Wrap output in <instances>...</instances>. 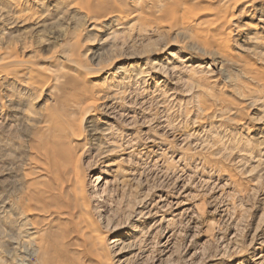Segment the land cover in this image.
Instances as JSON below:
<instances>
[{
    "label": "rangeland",
    "instance_id": "rangeland-1",
    "mask_svg": "<svg viewBox=\"0 0 264 264\" xmlns=\"http://www.w3.org/2000/svg\"><path fill=\"white\" fill-rule=\"evenodd\" d=\"M156 1L128 0L127 7L140 10ZM219 1L196 2L197 24L187 26L212 54L175 37L167 24L134 14L99 32L104 48L87 63L90 71L105 66L94 80L101 90L89 116L97 130L87 132L86 148L71 163L79 162L84 174L90 222L73 228L67 218H48L42 225L54 226V235L66 226L49 244L62 247L57 253L67 264H90L88 236L100 234L110 264H264V0L245 12L250 0L230 2L231 9ZM26 4L46 25L24 28L30 23L20 24L0 0V53L51 69L58 60L47 58L63 49L79 13L57 20L61 9L53 0ZM226 56L233 64L221 62ZM16 78L0 77V137L13 135L18 157L28 137H20L23 127L7 114V95L21 89ZM46 98L32 95L18 116L44 112ZM21 160L14 158L11 168L0 162V192L22 176L23 182L39 179ZM69 168L64 180L73 177ZM67 183L59 200L70 204L67 212L85 213L71 209L81 201ZM113 236L125 247L114 245ZM17 248L12 238L0 237V264H17L6 252L18 255Z\"/></svg>",
    "mask_w": 264,
    "mask_h": 264
},
{
    "label": "bare ground",
    "instance_id": "bare-ground-1",
    "mask_svg": "<svg viewBox=\"0 0 264 264\" xmlns=\"http://www.w3.org/2000/svg\"><path fill=\"white\" fill-rule=\"evenodd\" d=\"M4 1L7 9L13 10L16 14L15 19H19L20 24L30 23L24 28L32 29L46 25V22L41 24V18L38 19L39 15L27 6V0ZM53 1L57 4V8L60 6L61 9L56 14L57 20L72 15L74 12L79 13L73 31L69 30V35L65 37L63 49H54V52L49 54L50 56L47 58L50 63L58 60L57 66L50 64L51 69L48 67L49 69L46 70L41 67H44L45 63L40 64L36 61L37 63L27 64V62L23 63L24 60H22L23 62L19 61L13 52L0 53V77L6 78L11 75L14 80H17L16 77L21 78V92L13 91L7 95L10 102L7 114L19 122V127H23L17 129L20 137H28L25 145L19 146L18 157L14 152L13 135L8 134L7 139L0 137V153L6 147L8 150L5 151L6 159L3 160L0 156V162H5L11 168L14 164V158L20 160L22 157L21 162L32 168V171L29 172L39 176L38 180L29 179L26 182H23L24 176H22L20 177L21 182L11 184V187L5 192H0V237L12 238L18 245V255H11L10 250L6 252L9 256H14L13 259L19 264H67L66 260L57 253L62 247L58 246L57 242L56 247L49 244L50 238H56V241L57 238H62L61 234L64 235L66 226L61 225L59 227L60 234L54 235L56 232L54 226L51 225L46 228L42 226L48 218L58 220L67 218L73 228L78 223L90 222L92 210L90 211V207H88L90 204L85 201L87 195L84 185L81 183L84 174L79 173V162H74L76 165L71 163L73 158L76 161V158L80 157L79 154L86 148L87 132L97 130L93 118L89 116L94 115L92 111L97 100L96 96L101 90L98 82L94 80L101 76L105 66L102 65L98 69L90 71L92 68L88 67L90 70L87 69V63H89L88 59L91 61L98 58L100 56L98 51L104 48L100 45L101 43H98L103 36L99 33L102 28H108L112 26L113 22H118L129 14H134L133 16H138L139 20L145 19L149 23L167 24L175 37L189 40L193 48H197L203 53L212 54L215 51H212L203 41L199 40V32L187 30L188 25L192 28L197 24L193 21L192 14L197 9V3L200 0H195L197 3L193 0L195 5L185 0H157L145 8L132 11L128 10V0ZM243 1L245 0H220L218 4L228 9L230 2L239 4ZM253 1H248L250 3L246 4L241 12H245L246 7L251 5ZM247 12L249 13V10ZM14 53L16 54V52ZM114 55L112 58L116 56ZM42 60L46 61L44 58ZM110 60L111 62L114 61L110 58L109 62ZM221 62L233 64L228 56L222 58ZM42 93L47 97L44 112H38L36 116H18L24 105L29 104L32 95L39 94L40 97ZM2 100L3 97L0 95V109L2 108ZM12 112L14 113L12 114ZM22 119L27 120V122L24 124L21 122ZM69 167L73 171V177L64 180L61 176L67 169L70 170ZM97 180H100L99 177ZM65 181H68L67 186L71 187L72 191L77 192L75 200L81 201L79 205L74 204L71 209L73 212H78L77 209L81 211L82 208L86 210L85 213L79 212L75 215L66 211L71 207L70 204L68 206L62 205L58 198L62 196L59 188ZM52 188L59 192L52 191ZM77 220L79 221L77 222ZM76 231L79 232V229ZM23 237L29 239L24 242L17 239ZM88 237L90 238L88 241L91 255L88 258H92L89 261L90 264H110L109 257L104 258V251L107 247L106 239L101 234L98 237ZM112 243L117 246L120 245V249L125 247L118 236H113ZM31 261L33 262L31 263Z\"/></svg>",
    "mask_w": 264,
    "mask_h": 264
}]
</instances>
